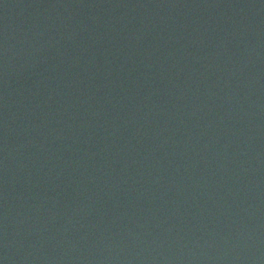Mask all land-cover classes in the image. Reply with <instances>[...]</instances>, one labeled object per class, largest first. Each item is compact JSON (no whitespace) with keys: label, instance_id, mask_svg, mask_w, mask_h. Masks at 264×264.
<instances>
[{"label":"water","instance_id":"water-1","mask_svg":"<svg viewBox=\"0 0 264 264\" xmlns=\"http://www.w3.org/2000/svg\"><path fill=\"white\" fill-rule=\"evenodd\" d=\"M0 264H264V0H0Z\"/></svg>","mask_w":264,"mask_h":264}]
</instances>
